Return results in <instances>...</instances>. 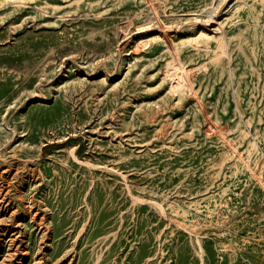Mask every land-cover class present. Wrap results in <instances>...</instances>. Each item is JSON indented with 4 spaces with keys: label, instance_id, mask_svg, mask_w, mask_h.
Listing matches in <instances>:
<instances>
[{
    "label": "rangeland",
    "instance_id": "374dc122",
    "mask_svg": "<svg viewBox=\"0 0 264 264\" xmlns=\"http://www.w3.org/2000/svg\"><path fill=\"white\" fill-rule=\"evenodd\" d=\"M0 264H264V0H0Z\"/></svg>",
    "mask_w": 264,
    "mask_h": 264
},
{
    "label": "bare ground",
    "instance_id": "6f19581e",
    "mask_svg": "<svg viewBox=\"0 0 264 264\" xmlns=\"http://www.w3.org/2000/svg\"><path fill=\"white\" fill-rule=\"evenodd\" d=\"M182 72H184V71L182 70Z\"/></svg>",
    "mask_w": 264,
    "mask_h": 264
}]
</instances>
